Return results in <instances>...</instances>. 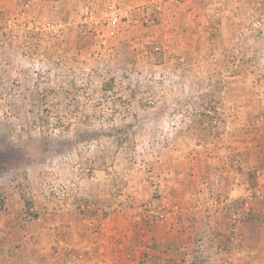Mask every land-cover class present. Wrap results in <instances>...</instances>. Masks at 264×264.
I'll use <instances>...</instances> for the list:
<instances>
[{"label": "rangeland", "instance_id": "1", "mask_svg": "<svg viewBox=\"0 0 264 264\" xmlns=\"http://www.w3.org/2000/svg\"><path fill=\"white\" fill-rule=\"evenodd\" d=\"M249 5L264 12V0H0V264H141V251L142 264L194 253L264 264V161L247 154L261 151L227 74L213 94L208 81L214 53L237 42L235 55H261L254 76L234 77L263 81L264 107V13ZM121 38L129 52L108 69L99 54ZM193 55L205 61L201 83L181 68ZM194 91H210L225 119L208 142L186 129L180 101ZM181 210L192 229L174 223Z\"/></svg>", "mask_w": 264, "mask_h": 264}, {"label": "trees", "instance_id": "2", "mask_svg": "<svg viewBox=\"0 0 264 264\" xmlns=\"http://www.w3.org/2000/svg\"><path fill=\"white\" fill-rule=\"evenodd\" d=\"M62 1L63 8L71 4V0H60ZM208 1V0H207ZM251 8V15L256 17V19L259 16V12L262 11V8H259L255 5H249ZM264 6V5H263ZM259 8V9H258ZM67 13V12H65ZM262 13H264L262 11ZM3 16L2 14L0 17ZM251 23H253V20H250ZM263 29V27H261ZM92 30L87 28L85 29V32L83 34H79L80 40L83 39L85 41L90 40V34ZM259 35L262 41V44H264V32L259 31ZM4 37H6L4 34L0 33V49L2 44L4 43ZM214 38V35L213 37ZM129 42L125 40L124 38L118 40L115 44L109 45V48L105 50V55L99 54L100 61L109 69L110 66L114 68L115 64H117L119 54L127 55L128 52V46ZM237 42L235 44L231 45H223L224 48L220 50V52L214 53L215 58V66L213 67L211 73L208 75V81L209 84L213 86V90L211 93H215L216 90L219 87V84L222 82V79L224 77L223 73L227 74L226 77V84L229 85V89H233L234 94V100L238 101V106H240L242 109H244L245 112V118H246V126L244 127L243 131L246 135H249L248 137L255 140L256 149L259 148L261 151L260 153L257 151H250L248 152V157L255 158L257 160L264 161V133L262 135H259L257 132L258 130L254 129L256 128L257 124L259 122H263L264 127V107H261L259 105V101H256L258 98L259 92L255 91V88H260L263 84V81L255 83V86L252 87L253 82L248 81L244 82L242 85H237L235 78H238V76L234 77L235 68H239L242 70L243 75H252L254 76V71L257 70L258 64H260L261 61V55L255 53V52H249L246 51L245 53L241 55H235V50L237 47ZM262 49L264 48L261 47ZM237 53V52H236ZM107 56V58H105ZM259 56V57H258ZM51 63L54 62V57L50 56ZM206 58H209L206 57ZM99 61V62H100ZM110 65V66H109ZM122 65V64H121ZM123 66V65H122ZM182 71L185 72L187 75V78L190 82L194 83H201L203 82L204 76L207 74V70L205 67V61L198 57V55H193L188 61H184L181 64ZM225 70L226 72H224ZM240 73V72H237ZM257 78H261V76H257ZM114 81V78L112 76L109 77V81L102 82V85L100 87V90L104 92H111V88L114 85L108 84L109 82ZM14 82V81H13ZM236 83V84H235ZM13 84V83H12ZM207 84V86L209 85ZM238 84H240L238 82ZM223 87V86H222ZM112 93V92H111ZM226 96L230 95L228 94V91H226ZM116 100V99H115ZM214 100L210 97V91L201 93L198 91L191 92L187 94V96L180 101V104L185 105L186 104V116L189 117L190 123L186 127L187 131L190 132L191 138L194 140L202 141V142H208L209 138L211 137L212 131H218L219 124H224L225 119L222 117V113L217 110L216 107L211 105V101ZM254 104V105H252ZM246 105V106H245ZM58 107V106H56ZM176 115V113L173 112V117ZM64 116V111L60 113L59 116ZM181 120L185 121V117H181ZM199 134V137H198ZM261 134V133H260ZM113 186V185H111ZM257 218V217H255ZM253 216H250L249 219L247 217V220H253L255 219ZM259 220L264 219L261 216H258Z\"/></svg>", "mask_w": 264, "mask_h": 264}, {"label": "crops", "instance_id": "3", "mask_svg": "<svg viewBox=\"0 0 264 264\" xmlns=\"http://www.w3.org/2000/svg\"><path fill=\"white\" fill-rule=\"evenodd\" d=\"M178 182H180L179 183V186L180 187H182V190H181V192H185L186 193V190L185 189H189V188H191V186H190V183H188V181L187 180H185L184 182L183 181H178ZM183 182V183H182ZM187 191H189V190H187ZM189 192H191V191H189ZM188 192V193H189ZM180 195V194H179ZM181 197H183V198H186V194H184V195H180ZM187 196H190L191 197V195L190 194H187ZM177 217H174L175 219H174V223H176V226H178V228H183L184 229V231H186V228H185V226H188L189 228L191 227V229L193 228V225H195L194 224V218H190L189 220H187V223L185 222V220L187 219V218H189V215H187L186 216V214L183 212V210H181V211H179V212H177L176 214H175ZM167 217V216H166ZM155 219V218H154ZM166 221V223L165 224H163V222H155V221H152L151 223H156V229H155V231L156 232H154L153 233V235H157V236H159V238L161 237V236H163V233H162V231L163 230H166V228L169 226V225H166L167 224V219L165 220ZM162 224L164 225V228L162 227ZM181 231V230H180ZM153 232V231H152ZM179 234V233H178ZM190 236V235H189ZM177 237H179V235H176V238ZM163 239H165V238H163ZM153 240V244L155 243V239H152ZM194 240V239H193ZM160 242V241H159ZM162 242V241H161ZM160 242V243H161ZM164 242V241H163ZM202 243V242H201ZM204 244H203V246H202V249H203V251L202 250H200V249H196L198 252H204V251H206V252H209V250H210V248H212L211 247V242L210 243H206V242H203ZM215 243V242H214ZM162 244H164V245H166V244H168V243H166V242H164V243H162ZM163 245V246H164ZM198 245H199V243H198ZM192 247L191 248H193V245H191ZM205 248V249H204ZM144 251H141V252H139L138 253V255H137V257H136V260H141V264L145 261V259H147V256H146V253H143ZM189 253L191 254V253H193V249H192V251L190 252L189 251ZM145 254V255H144ZM186 258H188L189 260H190V262H189V264H224L223 263V261L221 262L220 260H217V259H212L211 257H210V255L209 254H207L206 253V255H204V254H202V255H199V254H193V255H190V256H187ZM188 264V263H187ZM252 264V263H251Z\"/></svg>", "mask_w": 264, "mask_h": 264}, {"label": "built area", "instance_id": "4", "mask_svg": "<svg viewBox=\"0 0 264 264\" xmlns=\"http://www.w3.org/2000/svg\"><path fill=\"white\" fill-rule=\"evenodd\" d=\"M119 15H120V13H118L117 11H111L110 12V16H111V20H112L113 24L116 23V20L119 17Z\"/></svg>", "mask_w": 264, "mask_h": 264}]
</instances>
